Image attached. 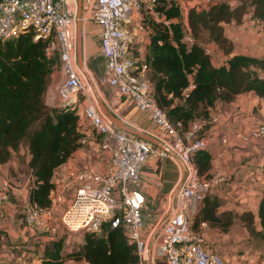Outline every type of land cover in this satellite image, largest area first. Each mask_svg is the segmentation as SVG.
<instances>
[{
	"label": "trees",
	"instance_id": "16d2710c",
	"mask_svg": "<svg viewBox=\"0 0 264 264\" xmlns=\"http://www.w3.org/2000/svg\"><path fill=\"white\" fill-rule=\"evenodd\" d=\"M157 9L170 23L148 21L151 31L145 62L156 100L170 121L181 122L183 128L198 119L210 121L216 103L232 102L250 91L264 100V55L236 53L235 43L224 29L225 24H243L248 15L250 22L264 32V0H212L206 7L190 10L189 29L175 0H160ZM206 45L216 46L215 51L223 52L226 58L215 61L206 52ZM47 46L48 40L35 39L32 31L0 38V164L14 158L25 163L30 157L27 166L34 185L29 201L43 208L51 204L56 168L88 141L77 107L49 106L45 101L52 72L61 65L57 53L47 54ZM194 159L198 174L211 178L209 151H196ZM218 207L217 198L208 195L191 219L193 229L198 231L196 223L206 222L226 232L234 219L240 218L250 237L264 242V189L257 212L218 213ZM81 240L80 246L64 251V240L52 239L40 256L41 264H67L68 260L139 263L136 245L129 242L122 225L112 227L105 221L99 231H85Z\"/></svg>",
	"mask_w": 264,
	"mask_h": 264
},
{
	"label": "built area",
	"instance_id": "2783aa9c",
	"mask_svg": "<svg viewBox=\"0 0 264 264\" xmlns=\"http://www.w3.org/2000/svg\"><path fill=\"white\" fill-rule=\"evenodd\" d=\"M211 2L198 0L197 7H206ZM159 3L160 0H92L89 18L96 25L100 53L105 59L102 83L112 86L118 95L135 103L138 111L157 129L158 138L167 150L118 129L100 112L96 102L88 98L86 82L75 60L76 12L73 0H0V38L32 31L35 39L48 40L46 52L48 55L58 54L65 74L58 88L61 106L79 107V97L83 95L82 115L100 134V148L110 156L104 171L93 165L68 169V184L73 186V194L60 214L61 224L72 233L99 231L105 221L111 222L112 227L122 225L129 242L136 245L138 264H144L149 237L143 233L142 209L146 200L141 188V171L151 156H167L173 152L185 167L187 177L174 200L173 216L158 232L155 255L164 258L168 264H225L222 254L208 248L203 234L191 225L190 207L202 204L224 181L223 177L204 178L196 168L195 152L209 146V138L202 133L209 121L198 119L187 128H183L181 122L170 121L154 95L145 62L146 48L140 49L139 54L132 50L134 47L137 50L138 43H150L151 28L145 16L167 25L170 23L157 9ZM136 16L139 19L136 20ZM134 20L136 32L129 29ZM141 32L147 42L143 37L136 38ZM188 40L192 41L191 38ZM205 50L214 57L217 55L212 45H206ZM236 136L242 141L258 139L264 143V122ZM227 141L223 139V143ZM10 191L11 184H1L0 219L5 215ZM62 197L60 194L51 195V204L47 208L26 203L22 208L23 218L29 224L43 226L53 219L54 205L61 202ZM169 210L170 205L161 219ZM0 264L6 263L0 261Z\"/></svg>",
	"mask_w": 264,
	"mask_h": 264
},
{
	"label": "crops",
	"instance_id": "0c3cea01",
	"mask_svg": "<svg viewBox=\"0 0 264 264\" xmlns=\"http://www.w3.org/2000/svg\"><path fill=\"white\" fill-rule=\"evenodd\" d=\"M82 2L81 11H78L81 23L80 56L95 89L114 116L131 128L148 134L161 142L158 138L157 129L147 116L138 111L135 103L125 96L118 95L112 86L102 83L101 77L105 72L106 65L105 59L100 53V41L96 33V25L89 18V4L92 0H82ZM76 3V0H73L76 12L74 36L75 22L78 21ZM137 19H139L138 16H136ZM145 19L147 22L151 20L149 16H145ZM135 23L134 20L131 28H129L132 32H136ZM247 23L254 28L257 27V25L250 22L247 15L243 24L239 26L225 24L226 36L232 39V32L229 30L242 29L244 28L242 26H246ZM139 37H143L142 32L137 34L136 38L139 39ZM75 38L76 64L86 82L88 98L94 100L97 104L94 90L90 83H87L86 77L79 67L77 37ZM143 38L145 41L147 38L145 34ZM136 45L137 50L135 53L139 54V50L142 51L148 44L138 43ZM214 47L216 48V46ZM235 52L260 56V54L245 49L241 50L236 44ZM218 56L220 59L226 58L223 52L217 51L215 61ZM64 79L65 74L61 67L52 72L51 82L45 93V101L49 106H61L58 88ZM84 103L85 99H81L77 110L82 124L87 128L88 141L85 147L76 150L54 172L52 180L55 186L51 191V195L60 194L63 197L61 202L54 205L53 219L50 222L43 226L41 224H29L22 215L23 206L26 203H31L29 195L30 189L34 185V177L27 166L30 157L26 158L25 163H21L19 160L13 162V159L5 164H0V167L7 166L4 174L12 180V184L10 183L11 200L5 206L4 217L0 219L1 262L6 264H41L40 256L45 247L51 244V240L56 234L52 232L51 228L57 232V215L63 211L73 194V186L68 184V169H79L87 165H93L100 171L106 169L110 156L109 153L100 148V134L96 131L92 132V127L82 115L81 109ZM107 119L109 120V118ZM262 121H264V100L253 91L240 94L234 101L229 103L218 102L211 110L210 121L207 126L205 125L202 133L209 138L207 150L212 155L211 176L224 178L218 188L209 195L217 198L219 202L218 213L223 210H229L233 213H241L247 209L254 212L258 210L264 189V143L258 139L242 141L236 135L258 125ZM225 138L228 140L227 143H223ZM10 165L12 167L9 168ZM141 174V188L146 200L142 209L143 233L144 236L149 237L158 222L162 220L165 209L171 204L173 193L175 194L172 198L176 200L178 190L187 177V171L179 158L173 152H169L167 156H151L143 166ZM200 207L201 204L190 207L191 219L197 216ZM196 227L205 237L207 247L222 254L225 264H264V242L260 239L251 238L240 218H235L226 232L217 227H210L206 222L196 223ZM81 243L82 240L79 241L76 247L80 246ZM19 246L25 247L19 248ZM69 248L65 246L64 251L69 250ZM154 248L155 244L152 248L151 264H168L164 258L155 255ZM20 254L23 258L25 257V262L20 259ZM144 263L147 264L146 259ZM67 264H88V262L85 260H68Z\"/></svg>",
	"mask_w": 264,
	"mask_h": 264
},
{
	"label": "water",
	"instance_id": "95a60500",
	"mask_svg": "<svg viewBox=\"0 0 264 264\" xmlns=\"http://www.w3.org/2000/svg\"><path fill=\"white\" fill-rule=\"evenodd\" d=\"M179 6L182 9V21L184 23V25L186 26V28L189 29V21H188V17H189V12L191 9L197 7V3L198 0H175ZM81 3L82 0H77V4H78V11H80L81 8ZM78 21L76 23V37H77V44H78V62H79V67L81 69V71L83 72V74L85 75L86 79L88 80V82L90 83L91 87L94 90V94L96 96V100H97V104L101 110V112L107 117L109 118V120L116 125L120 130L132 134V135H137L138 137H142L144 139L149 140L150 142H152L153 144H156L158 146H160L161 148H163L164 150H167V147L165 146V144L161 143L160 141H158L156 138H153L152 136H149L148 134H145L143 132H139L133 128H131L130 126H128L127 124H125L121 119L117 118L116 116H114L109 109L106 107V105L104 104L102 98L100 97L99 93L97 92V90L94 87V83L91 81V77L89 76L88 71L86 70V68L84 67L83 63H82V58L80 56L81 54V23L79 21V14H78ZM174 197V196H171ZM175 203H174V198H172L171 204H170V210L167 213V215L163 218V220L161 222H159L154 230V233H152L151 235V239L152 241L155 240L156 234L157 232L162 229L166 223L171 219V217L173 216L174 212H175ZM151 255H152V246L149 245L146 249V262L147 264H151Z\"/></svg>",
	"mask_w": 264,
	"mask_h": 264
},
{
	"label": "rangeland",
	"instance_id": "374dc122",
	"mask_svg": "<svg viewBox=\"0 0 264 264\" xmlns=\"http://www.w3.org/2000/svg\"><path fill=\"white\" fill-rule=\"evenodd\" d=\"M76 2H77V0H76ZM82 4H83V2H82ZM76 11H77V15H78V4H77V7H76ZM80 15H81V12H80ZM76 22H75V37H76ZM242 27H244V28H242V29L238 28L236 30H229L230 32H232V39L234 40L235 44L241 50L245 49V50L251 51L252 53L260 54V56L264 55V32L261 31L259 29V27L254 28L249 23H247L246 26H242ZM129 28H131V25L129 26ZM75 41H76V38H75ZM132 50L134 52H136V48L135 47ZM216 54H217V52H216ZM218 58H219V56L217 57V59ZM86 81L88 83L87 79H86ZM15 161H18V159L14 158L13 162H15ZM10 167H12V165H10L9 168ZM5 168H7V166L6 167L5 166H1L0 167V183L2 184L4 182H8L10 184L12 180L10 179V177L8 175L6 176L4 174V172L6 170ZM9 194L11 195V192ZM173 194H175V193H173ZM173 194L171 196H173ZM171 199H172V197H171ZM60 214H58L57 218H56V221L58 222V224H56V225L58 227H57V232L55 234V237H53V239L54 240H58V239L61 238V239L64 240V245L65 246L70 247L69 249H74L79 244V241L81 240V237L83 236V233H72V232H69L61 224V222H60ZM161 221H159V222H161ZM154 230H155V228L151 232V235H152V233H154ZM158 232L156 234V237H155L154 241H152V239L150 238L151 235L149 236V244H148V246L151 245L152 248H153L154 244H156L158 242V239H157Z\"/></svg>",
	"mask_w": 264,
	"mask_h": 264
}]
</instances>
